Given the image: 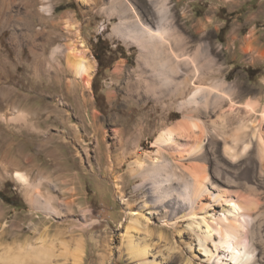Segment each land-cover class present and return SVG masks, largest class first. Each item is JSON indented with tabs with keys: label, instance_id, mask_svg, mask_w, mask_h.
Listing matches in <instances>:
<instances>
[{
	"label": "rangeland",
	"instance_id": "374dc122",
	"mask_svg": "<svg viewBox=\"0 0 264 264\" xmlns=\"http://www.w3.org/2000/svg\"><path fill=\"white\" fill-rule=\"evenodd\" d=\"M110 3L0 0V264H14L18 246L37 242L44 232L56 240V254L62 249L66 254L53 264H72L76 240L85 250L83 264H235L238 249L224 243L218 228L221 220L234 217L245 222L243 210L230 209L238 196L257 204L252 212L259 216L262 239L251 243L250 223L243 241L264 261V196L238 174L246 160L234 163L224 156L223 142L217 164L212 156L205 164L182 160L211 179L217 168L234 172L209 185L191 216L181 201L184 182L178 169L170 168L175 172L171 181L165 174L156 176L169 192V199L157 203L151 194L158 178L131 172V164L140 159L152 166L157 135L193 112L197 93L209 134L217 123L225 122L228 131L237 127L246 118L243 105L251 100L261 104L254 115L261 121L264 0L168 1L167 27L177 30L174 47L180 55L197 56V85L183 96L144 83L143 53L115 33L119 18ZM67 15L77 23L79 38L66 29ZM72 44L97 62L90 89L67 65ZM165 63L169 71H152L164 86L182 83L183 72L193 75L190 63L181 62L182 71L174 60ZM246 133L249 139L252 128ZM166 158L172 162L169 154ZM255 163L254 177L264 178V161L256 158ZM17 172L29 178L27 184L16 179ZM218 195L224 197L216 201ZM48 203L55 215L48 213ZM137 218L134 239L150 252L133 257L126 231ZM205 235L206 249L199 239Z\"/></svg>",
	"mask_w": 264,
	"mask_h": 264
},
{
	"label": "bare ground",
	"instance_id": "6f19581e",
	"mask_svg": "<svg viewBox=\"0 0 264 264\" xmlns=\"http://www.w3.org/2000/svg\"><path fill=\"white\" fill-rule=\"evenodd\" d=\"M82 1L98 3L99 0ZM168 1L169 0H111L110 8L114 9L119 18V22L115 28V33L121 36L124 41L134 43L143 53L145 58L143 69L144 75L146 76L144 83L152 84L154 89L158 88V90H160L163 94L176 92V95L183 96L186 93L187 88L196 87L197 85L196 80L199 75V70L196 64L197 56H187L186 54L180 55L179 51H177L174 47L177 45L174 43L177 30L172 27L170 29L167 27L172 13L170 7L168 6ZM64 23L67 30H71L72 32L74 31L75 36L78 38L80 37L78 25L71 15H67V18L64 19ZM74 45L75 44L71 45L67 65L73 75L77 78H82L85 86L90 89L91 81L97 72V62L87 52L82 54L77 48V45ZM249 45H251V43ZM162 46H165L166 48L164 51V53L166 52V56H163L164 53L161 51ZM169 60H174L176 62L177 69L180 71H182L181 68H183L180 67L181 62L184 61V64L187 66L190 63L192 67L191 69L194 71L192 77L190 78V74L187 72H183L185 77L184 81L180 83L181 85L175 84L170 86L169 84L164 86L160 84L159 79L153 77L154 72L152 71H156L159 74L164 71H169L171 68L167 65V63H165ZM141 83L142 82L138 85H141ZM213 93L214 91L211 89L210 95H213ZM224 95L227 96L228 94L224 93ZM198 96L200 95L197 93L192 98L193 101L191 102H193V105L196 104V108L192 113L185 114L181 119L177 120L157 135L154 141L156 152L153 156L150 155L152 166H145L143 159L137 160L131 164V172L133 174H145L151 175L152 177L165 174L167 179L170 181L175 176V172H173V170L178 169L183 175L182 179L184 182L181 192V201L183 202L184 209L189 210V216L196 213V205L201 202V199L205 194L210 192L209 185H216V183L220 181L219 176L233 175L234 172L231 170L228 171L217 168L211 179L209 174L202 172L194 164L188 165L185 162L184 164L182 160L184 159L192 163L198 162L197 164H205L207 163L209 157L212 156L215 164H217L218 160L216 152L218 148L221 147V142H223L224 156L230 161L235 163L242 159L246 160L244 163L240 164L241 166L237 170L238 174L240 176L248 177L250 179V183L257 187L251 188V190L254 191V189H259L264 196V178L256 179L254 177V173H256L255 159L260 158L264 161V141L261 129V121H264V109L262 110L261 121L254 118V115L261 104L255 100L248 101L243 105V111L246 118H241L237 127L228 131V127H226L225 122L217 123L213 126V134H209L208 128L201 120L203 109L199 107L197 100L195 101V99H198ZM230 103V113L232 114L235 105L232 101H230ZM248 128H252V136L249 139H247L248 135L246 133ZM166 154H169L171 158H173L172 162H168ZM175 154H177V156ZM172 166L173 168H171ZM170 168L173 170L171 171ZM263 169L264 168L262 167V171L264 172ZM16 177V179L25 184L29 181V178L20 172L16 173ZM160 178L163 177L160 176ZM160 178L154 180L155 186L153 187V192L151 194L153 200L155 198L156 203L158 201L163 202L165 198L169 196V192H167V188L165 187V189L164 185L161 184V180H159ZM163 183L165 182L163 181ZM229 184L237 187V184ZM115 185L119 190L120 185ZM30 195L32 194H29V196ZM222 197H224V195H218L216 197V201L221 200ZM33 198L35 199V197ZM173 202L174 201H172L171 204H174ZM177 202L178 203L176 204H179V201ZM255 205L257 204L251 203L250 200H247L244 197L238 196L236 203H234L230 209L232 210V213L243 210L245 222L238 221L237 217H234L233 220L227 219L229 221L228 223H225L224 221L222 222V220L220 222L221 227L218 228V231L222 233L221 236L223 237L224 243L230 248L234 247L235 249H238V253H235L233 256L235 264H264L263 259L258 258L256 249L248 241H243L244 230L250 223H252L251 243L255 245L254 240L259 238L262 239V229L261 226L258 225L259 216L252 212ZM47 209L48 213L55 215L56 210H54L49 203L47 204ZM136 224H139V218L134 219L132 225L129 226V229L126 231L127 250L132 253L133 257H135L134 253L137 255H147L150 252L147 245L143 246L138 242L136 243L134 235L131 231L135 230L136 232H139V228ZM208 230H210L209 226ZM199 239L201 243L200 245L206 249L205 242L209 239V235L199 237ZM55 241L56 240L50 239L47 233L44 232L40 235L37 242L35 241V243H32L27 241L24 244H21L18 246L19 257L15 259L14 264H53L54 258L66 256L63 249L62 251L60 250L61 253L58 252L59 254H56V250L54 248ZM235 241L238 242V247L235 246ZM60 242L64 244L63 241ZM67 245L68 243H65L66 247ZM70 250L72 251L70 253V256L72 257V264H83L85 250L83 248L82 241L76 240L73 249ZM2 258L3 256L0 255V259ZM140 264L162 263H156L153 261L150 263L143 262ZM187 264H191V262H187Z\"/></svg>",
	"mask_w": 264,
	"mask_h": 264
}]
</instances>
